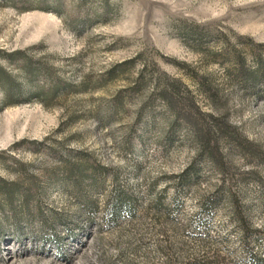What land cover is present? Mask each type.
<instances>
[{"label":"rangeland","instance_id":"obj_1","mask_svg":"<svg viewBox=\"0 0 264 264\" xmlns=\"http://www.w3.org/2000/svg\"><path fill=\"white\" fill-rule=\"evenodd\" d=\"M0 264H264V0H0Z\"/></svg>","mask_w":264,"mask_h":264}]
</instances>
